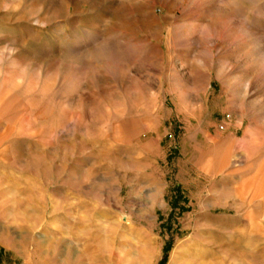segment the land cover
<instances>
[{"label":"rangeland","instance_id":"374dc122","mask_svg":"<svg viewBox=\"0 0 264 264\" xmlns=\"http://www.w3.org/2000/svg\"><path fill=\"white\" fill-rule=\"evenodd\" d=\"M0 264H264V0H0Z\"/></svg>","mask_w":264,"mask_h":264}]
</instances>
